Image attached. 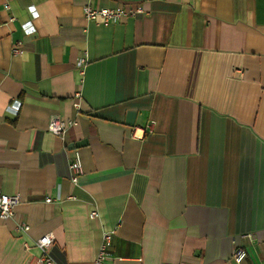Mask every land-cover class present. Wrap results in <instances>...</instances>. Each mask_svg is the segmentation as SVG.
Here are the masks:
<instances>
[{"label":"crops","instance_id":"1","mask_svg":"<svg viewBox=\"0 0 264 264\" xmlns=\"http://www.w3.org/2000/svg\"><path fill=\"white\" fill-rule=\"evenodd\" d=\"M0 190V264H264V0H0Z\"/></svg>","mask_w":264,"mask_h":264},{"label":"built area","instance_id":"2","mask_svg":"<svg viewBox=\"0 0 264 264\" xmlns=\"http://www.w3.org/2000/svg\"><path fill=\"white\" fill-rule=\"evenodd\" d=\"M136 11L124 10L120 5H115L114 7L108 6H96L92 7L90 5H86L82 8L83 17L90 22H95L101 26H110L116 23H119L123 18L133 16ZM32 14L34 12L31 10ZM24 31L28 32L31 30L30 23H26L23 25ZM12 54L19 53V50L16 48L11 50ZM78 108V104L74 105ZM12 110L13 108H9ZM16 111V110H15ZM75 125L74 123H68L63 121L57 117H52L48 122L47 130L58 137H63L67 125ZM151 130H148L147 133H150ZM68 169L71 175L72 183L77 181V178L82 173V165L80 158L77 153L74 154L72 159L68 163ZM20 199L17 195H7L0 190V220H8L11 219L14 213V209L19 203ZM46 203H50V198L45 199ZM95 213H91L90 217H94ZM18 231L27 233L29 230L28 225L20 224L16 228ZM113 235V231H104L101 237V243L96 253V256L92 262V264H106L108 261V246L111 241V237ZM54 237L52 233H47L37 239L34 242L35 247L39 250L40 256L38 258V264H51V258L49 257V248L52 245ZM26 247V245H25ZM246 258V251L241 246L235 248L232 254V260L240 264Z\"/></svg>","mask_w":264,"mask_h":264},{"label":"water","instance_id":"3","mask_svg":"<svg viewBox=\"0 0 264 264\" xmlns=\"http://www.w3.org/2000/svg\"><path fill=\"white\" fill-rule=\"evenodd\" d=\"M75 147H76V145L73 144V145H70L68 148H69V149H74Z\"/></svg>","mask_w":264,"mask_h":264}]
</instances>
